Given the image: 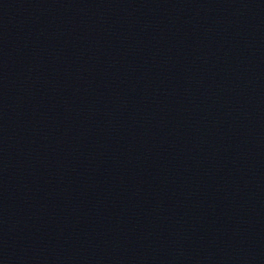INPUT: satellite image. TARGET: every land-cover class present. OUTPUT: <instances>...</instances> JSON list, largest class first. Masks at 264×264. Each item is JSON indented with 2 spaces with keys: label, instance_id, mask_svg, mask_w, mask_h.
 <instances>
[{
  "label": "water",
  "instance_id": "water-1",
  "mask_svg": "<svg viewBox=\"0 0 264 264\" xmlns=\"http://www.w3.org/2000/svg\"><path fill=\"white\" fill-rule=\"evenodd\" d=\"M0 264H264V0H0Z\"/></svg>",
  "mask_w": 264,
  "mask_h": 264
}]
</instances>
